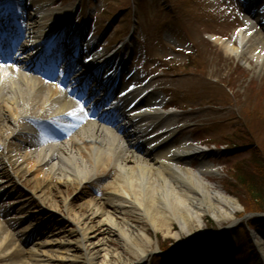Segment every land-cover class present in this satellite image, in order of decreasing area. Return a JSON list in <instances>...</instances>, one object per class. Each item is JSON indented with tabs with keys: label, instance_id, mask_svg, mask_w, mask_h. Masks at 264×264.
Returning a JSON list of instances; mask_svg holds the SVG:
<instances>
[{
	"label": "bare ground",
	"instance_id": "1",
	"mask_svg": "<svg viewBox=\"0 0 264 264\" xmlns=\"http://www.w3.org/2000/svg\"><path fill=\"white\" fill-rule=\"evenodd\" d=\"M54 4V0H30L28 3L16 0L19 9L29 11L21 33L27 39L24 50H31L33 56L42 61L49 60V64L54 55L59 60L64 53L77 55L80 51V58L84 56L93 66L113 69L116 63L113 65L112 57L103 58L96 38H89L83 29L84 41L80 43L79 33L71 30L73 8L60 10ZM245 20L250 28L239 30L233 40L224 41L213 36L212 39L226 55L249 68L253 66L252 60L262 71L264 38L257 33L256 24ZM54 51L59 52L58 56ZM122 66L123 62L120 70ZM0 71V179L11 182L10 169H19L33 172L36 179L43 178L49 183L57 180L77 184L79 188L85 184L99 185L104 191L103 199L79 205V213L67 205L65 199L64 208L72 218H63V221L73 226L66 233L67 240L60 237L61 233L48 229L44 235H37L43 236V242L26 252L28 257H23L19 248L9 246L11 236L0 228V256L9 263L16 254L19 259L12 264H133L123 261L121 253L109 248L112 234H117L125 245L132 246L130 251L139 254L142 262L153 254L148 247L154 241L145 229H133L134 224L127 217L129 212L138 213L154 232H162L167 237L173 234V225H179L192 239L193 225L201 229L206 215L221 223L232 220L241 210L236 198L210 181L216 166L204 159L195 166L192 159L200 157L202 152L188 144V140L178 144V131L169 124L178 115L163 116L160 108L165 101L151 88L133 89L130 104L121 102L108 113L112 122L121 119L119 124L135 119L145 121L148 126L145 136L132 126L126 129L110 126L105 132L97 125L88 124L80 129L78 124H72L67 134L58 131L52 138L45 133H33L20 121L54 114L53 94L58 96L64 92L63 87L53 84L52 91L47 93L36 80L15 77L3 65ZM67 109L62 106L60 113ZM20 135L25 147L20 146L21 142L17 144L16 137ZM40 194L42 197L44 192ZM33 215L40 222L46 221V215L35 208ZM231 225L236 223L233 221ZM178 234L172 236L178 237ZM11 249L15 252L11 253ZM216 254L208 248L197 259L201 263L224 264Z\"/></svg>",
	"mask_w": 264,
	"mask_h": 264
},
{
	"label": "rangeland",
	"instance_id": "2",
	"mask_svg": "<svg viewBox=\"0 0 264 264\" xmlns=\"http://www.w3.org/2000/svg\"><path fill=\"white\" fill-rule=\"evenodd\" d=\"M54 1V7L60 10L78 6L75 21L87 19V29L94 33L93 37L99 36L107 57L122 54L130 83L142 87L146 77L164 69L148 86L163 95L168 108L172 107L170 111L178 115V144L190 140L194 148L200 149L202 154L192 159L193 164L197 166L201 159L214 164L210 181L236 198L241 206L229 221L219 223L206 215L201 229L193 225L192 239L179 225L172 227V235L179 233L178 237L154 232L138 213L129 212L127 217L134 224L133 229H145L152 237L154 242L148 249L153 254L140 262L139 254L131 252L132 246L125 245L117 234L110 235L109 248L121 253L123 261L133 264H210L197 259L208 248L216 251L224 264H264V229L254 224L256 217L264 214V199L255 201L235 181L237 170L253 155L261 154L263 165L251 166L246 174L264 187V70L252 60L253 66L249 68L226 55L211 39L215 36L230 40L243 27L237 12H244V0ZM258 1L264 12V0ZM257 33L264 38V26ZM9 172L11 182L3 178L0 186L6 193L0 196V228L11 236L9 246L19 248L23 257L43 242V236L36 237L35 233L56 231L67 240L66 233L73 226L63 221L72 218L64 208L65 199L79 213V205L104 198L99 185L85 184L79 188L77 184L36 179L33 172ZM40 192H44L42 197ZM27 195L30 196L26 198ZM34 208L46 215V221L34 217ZM233 221L238 223L231 225ZM221 228H228L229 234L221 239L230 238L234 243L230 248L224 245L227 249L223 254L219 246L211 245ZM203 239L206 246L199 248ZM161 252H168V260L163 259ZM12 258L19 259L16 254ZM12 263L0 256V264Z\"/></svg>",
	"mask_w": 264,
	"mask_h": 264
},
{
	"label": "trees",
	"instance_id": "3",
	"mask_svg": "<svg viewBox=\"0 0 264 264\" xmlns=\"http://www.w3.org/2000/svg\"><path fill=\"white\" fill-rule=\"evenodd\" d=\"M261 167L263 163L261 162V154L253 155L251 160L246 161L240 170L235 173V181L238 185L245 187L249 193L252 195L253 199L257 202L264 199L263 186L255 179V177L247 176V170L251 169V166ZM250 172V171H248ZM259 173V172H257ZM255 225L257 228L264 229V220H255Z\"/></svg>",
	"mask_w": 264,
	"mask_h": 264
},
{
	"label": "snow or ice",
	"instance_id": "4",
	"mask_svg": "<svg viewBox=\"0 0 264 264\" xmlns=\"http://www.w3.org/2000/svg\"><path fill=\"white\" fill-rule=\"evenodd\" d=\"M5 66L6 67H10V65H7V64ZM17 70H19V69L17 68ZM85 108H86V106L82 105L80 111L83 112L85 110ZM68 115H75V113L74 112H69Z\"/></svg>",
	"mask_w": 264,
	"mask_h": 264
}]
</instances>
